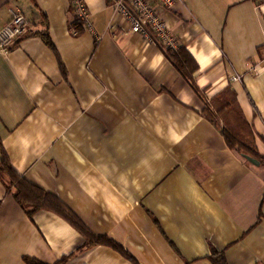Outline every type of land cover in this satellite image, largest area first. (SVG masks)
<instances>
[{
  "label": "crops",
  "instance_id": "1",
  "mask_svg": "<svg viewBox=\"0 0 264 264\" xmlns=\"http://www.w3.org/2000/svg\"><path fill=\"white\" fill-rule=\"evenodd\" d=\"M73 1L0 0V31L12 8L31 24L0 51V139L18 173L134 261L84 248L54 212L29 218L0 180V264H213L211 249L264 264V166L203 113L230 87L264 157V70L251 69L264 60V0L155 3L196 59L204 100L169 53L128 31L114 0H83L93 30L73 35Z\"/></svg>",
  "mask_w": 264,
  "mask_h": 264
},
{
  "label": "trees",
  "instance_id": "2",
  "mask_svg": "<svg viewBox=\"0 0 264 264\" xmlns=\"http://www.w3.org/2000/svg\"><path fill=\"white\" fill-rule=\"evenodd\" d=\"M47 45L56 52L55 46L49 35H43ZM177 67V70L181 72L187 82L190 83L193 90L203 100L205 96L199 89L195 82V73L199 70L198 63L192 54L183 47H180L177 51L168 54ZM60 61V60H59ZM62 74L67 76L66 70L63 67L62 61H60ZM204 115L208 120L212 121L223 134L227 146L236 150L241 158L245 161L246 156L255 158L261 162V166H264V157H261L256 143V136L252 132L251 125L244 119V114L239 106L237 95L230 87L225 88L222 92L218 93L209 101H206ZM0 152L3 155V160L0 161V180L5 184L8 193H12L16 201L23 207L29 218L32 219L34 215L40 210H48L56 213L75 230H78L85 238L86 243L84 248H90L96 245H108L119 250L126 256V258L134 261L132 256L123 251V249L107 238H100L94 235L82 221L74 215V213L63 204L60 199L46 190L32 184L25 179L20 173H18L9 157L6 154L2 140L0 139ZM212 254L210 256L211 263L213 264H229L225 252H219L215 249H211ZM68 258H64L56 264H66ZM25 264H45L37 259L25 257Z\"/></svg>",
  "mask_w": 264,
  "mask_h": 264
},
{
  "label": "built area",
  "instance_id": "3",
  "mask_svg": "<svg viewBox=\"0 0 264 264\" xmlns=\"http://www.w3.org/2000/svg\"><path fill=\"white\" fill-rule=\"evenodd\" d=\"M155 3L163 9H174L177 0H114L113 7L127 23L130 33L142 34L145 39L160 46L165 52L173 53L180 49V41L171 31L167 21L161 18ZM71 9L75 17L73 35L77 36L84 30L92 31L90 12L85 2L75 0ZM10 12V22L0 31V51H6L31 31V24L20 9L12 8ZM251 69L258 73L264 70V60L262 65L253 66ZM232 80L238 81V78Z\"/></svg>",
  "mask_w": 264,
  "mask_h": 264
},
{
  "label": "water",
  "instance_id": "4",
  "mask_svg": "<svg viewBox=\"0 0 264 264\" xmlns=\"http://www.w3.org/2000/svg\"><path fill=\"white\" fill-rule=\"evenodd\" d=\"M244 158H246V160H247L248 162H250L251 164H253L254 167H255V166H256V167H260V166H261V162H260L259 160L255 159V158H251V157H249V156H246V157H244Z\"/></svg>",
  "mask_w": 264,
  "mask_h": 264
}]
</instances>
